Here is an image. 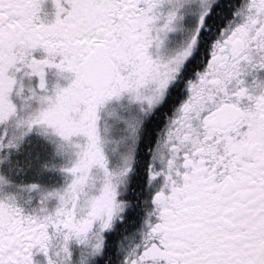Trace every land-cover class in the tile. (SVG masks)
Here are the masks:
<instances>
[{
  "label": "snow or ice",
  "instance_id": "6c2138e0",
  "mask_svg": "<svg viewBox=\"0 0 264 264\" xmlns=\"http://www.w3.org/2000/svg\"><path fill=\"white\" fill-rule=\"evenodd\" d=\"M218 3L0 0V264H264V0Z\"/></svg>",
  "mask_w": 264,
  "mask_h": 264
},
{
  "label": "flooded vegetation",
  "instance_id": "af4514ba",
  "mask_svg": "<svg viewBox=\"0 0 264 264\" xmlns=\"http://www.w3.org/2000/svg\"><path fill=\"white\" fill-rule=\"evenodd\" d=\"M239 0H219L218 7L213 9V14L211 17V22L213 26H219L224 23L226 19H228L231 15V8L227 7L229 3H238ZM194 22V17L189 15L185 23L187 25H191ZM182 38L181 33H176L172 37V44L171 46L175 47Z\"/></svg>",
  "mask_w": 264,
  "mask_h": 264
},
{
  "label": "rangeland",
  "instance_id": "374dc122",
  "mask_svg": "<svg viewBox=\"0 0 264 264\" xmlns=\"http://www.w3.org/2000/svg\"><path fill=\"white\" fill-rule=\"evenodd\" d=\"M46 182H49V183H54L58 180V177L55 175V174H52L51 176V179L49 180V178L46 176Z\"/></svg>",
  "mask_w": 264,
  "mask_h": 264
},
{
  "label": "trees",
  "instance_id": "16d2710c",
  "mask_svg": "<svg viewBox=\"0 0 264 264\" xmlns=\"http://www.w3.org/2000/svg\"><path fill=\"white\" fill-rule=\"evenodd\" d=\"M44 179H45V181L47 180V179H46V176H45V178H44Z\"/></svg>",
  "mask_w": 264,
  "mask_h": 264
}]
</instances>
